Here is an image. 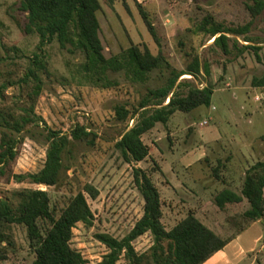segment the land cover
<instances>
[{
    "label": "rangeland",
    "instance_id": "1",
    "mask_svg": "<svg viewBox=\"0 0 264 264\" xmlns=\"http://www.w3.org/2000/svg\"><path fill=\"white\" fill-rule=\"evenodd\" d=\"M99 1V36L106 58L131 46L141 50L147 47L154 56L163 54L173 68L184 71L198 56L201 69L208 66V74L202 69L198 77L184 75L179 82L187 81L198 88L212 86L210 108L177 112L166 125L158 123L142 137L148 157L142 162L127 163L116 143L135 125L138 116L122 121L115 108L139 105L149 89L165 85L169 71L158 69L145 83L133 82L124 70L109 71L111 85L98 87L82 72L85 56L81 52L71 54L56 40L41 49L39 36L23 30L27 15L21 9L22 0H0V112L26 116L33 106L35 113L30 115L34 121L19 137L11 173H37L45 163L53 132L70 135L80 125L94 139L93 146L85 141L71 146V153L65 155L69 170L56 186H39L28 180L17 183L7 172L0 178V198L13 203L15 191L42 189L48 192L58 214L87 184L94 186L98 197L91 199L87 195L94 216L92 225L78 223L71 246L87 264H99L108 249L97 235L122 239L143 215L144 201L134 179L137 168L159 190L162 222L167 230L192 213L222 238L234 236L244 223L241 215L245 207L228 205L220 210L215 197L225 189L241 194L246 172L259 161L264 162V89L252 86L254 78L264 75V9L253 17L247 9L253 0ZM141 10L152 23L155 37ZM207 17L230 31L247 28L244 35L228 34L237 40L236 45L230 42V54L225 55L221 47L212 44L209 35L199 31ZM35 54L46 67L39 74L41 90L37 97L33 94L37 82L25 79ZM187 90L186 86L176 89L184 95ZM200 123H208L204 128L219 132L224 139L203 149L207 150V160L185 169L179 155L202 145L201 136L195 134ZM174 173L176 176H172ZM171 183L178 186L177 190H171ZM260 227L264 231V220ZM5 231L8 240L0 244V255L5 256L0 264H32L35 255L25 227L10 225ZM133 245L138 254L148 253L153 237L147 233ZM247 255L250 258L242 264H264L263 251ZM118 264L127 263L121 258Z\"/></svg>",
    "mask_w": 264,
    "mask_h": 264
},
{
    "label": "trees",
    "instance_id": "2",
    "mask_svg": "<svg viewBox=\"0 0 264 264\" xmlns=\"http://www.w3.org/2000/svg\"><path fill=\"white\" fill-rule=\"evenodd\" d=\"M108 1L112 4L116 0ZM253 1L254 4L247 6V9L251 16L256 17L264 9V0ZM21 9L27 15L24 32L37 34L41 49L56 40L62 49H68L71 54L81 52L85 56L81 64L82 72L98 87L108 88L111 85L107 78L109 71L124 70L135 83H145L158 69L169 71L165 85L149 89L139 105L133 108L117 105L115 108L118 119L122 121L133 120L138 116L135 125L127 129L116 143V148L127 163L142 162L148 157L149 150L142 137L158 123L166 125L177 112L191 113L201 107L210 108L214 93L212 86L198 88L187 81L179 82L184 75L198 77L202 69L208 74V66L204 65L201 69L198 56L184 71L173 68L163 54L154 56L147 47L141 50L138 46H131L119 55L106 58L99 36L97 13L102 9L99 0H22ZM141 14L155 37L154 27L147 14L142 10ZM198 29L209 35L212 44L221 47L225 55L231 53L229 44L233 41L228 34L244 35L247 31V28L227 30L224 24L216 22L212 17L205 18ZM233 43L236 45L237 40ZM45 69L43 60L35 54L25 75L27 82L31 78L37 82L33 90L34 97L41 90L39 74ZM183 86L188 89L185 95L176 91ZM252 86L264 89V75L254 78ZM26 114L0 112V178L9 172L17 183L28 180L39 186H56L63 173L69 170L65 155L71 153V146L79 141L93 146L94 139L89 138L90 133L80 125L72 129L70 135L53 132L52 143L42 168L37 173L13 174L11 164L18 155L19 137L34 121L30 116H35L34 107L31 106ZM134 179L143 197V215L122 239L109 234L97 235V239L108 249L99 264H118L121 258L127 264H204L253 222L264 218V162L261 161L246 172L241 194L225 189L215 197L216 206L220 210L226 209L228 205L237 207L244 199L249 203V208L241 215L244 223L228 239L222 238L192 213L167 230L162 222L163 208L158 188L140 169L134 168ZM87 195L96 199L99 192L87 184L58 214L52 208L48 192L42 189L15 191L12 193L15 200L13 203L0 198V244L8 240L5 231L7 227L20 225L25 227L30 248L35 255L32 264H87L81 253L71 246L76 225L83 223L90 226L94 219ZM147 233L153 237V245L148 253L138 254L133 243ZM4 258V254H1L0 259Z\"/></svg>",
    "mask_w": 264,
    "mask_h": 264
},
{
    "label": "crops",
    "instance_id": "3",
    "mask_svg": "<svg viewBox=\"0 0 264 264\" xmlns=\"http://www.w3.org/2000/svg\"><path fill=\"white\" fill-rule=\"evenodd\" d=\"M205 126H202L200 123L196 126L195 130V134L201 136V143L204 146L201 145L190 152L179 155V160L185 169H189L205 159L207 160V150L204 151L203 149L208 148L210 145L218 144L224 139L219 132L206 129L204 128ZM172 176H176V173L172 174ZM177 188L178 186L175 183H171V190H177ZM237 207H245V210H247L249 203L244 199ZM263 220L253 222L245 231L237 235L235 239L230 241L221 251L215 253L204 264H242L244 260L250 258L247 252H252L253 254L259 253V250L264 252V231L260 227ZM248 233H251V235L245 238V235ZM249 264H254V262L252 261Z\"/></svg>",
    "mask_w": 264,
    "mask_h": 264
},
{
    "label": "built area",
    "instance_id": "4",
    "mask_svg": "<svg viewBox=\"0 0 264 264\" xmlns=\"http://www.w3.org/2000/svg\"><path fill=\"white\" fill-rule=\"evenodd\" d=\"M139 2H142V1H147V0H138Z\"/></svg>",
    "mask_w": 264,
    "mask_h": 264
}]
</instances>
